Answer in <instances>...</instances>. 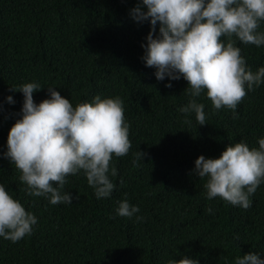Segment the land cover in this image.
Listing matches in <instances>:
<instances>
[{"label":"trees","instance_id":"16d2710c","mask_svg":"<svg viewBox=\"0 0 264 264\" xmlns=\"http://www.w3.org/2000/svg\"><path fill=\"white\" fill-rule=\"evenodd\" d=\"M138 3L0 0V184L37 217L22 240L0 237V264H167L184 255L199 264H235L250 251L264 257V182L243 209L207 199L206 178L194 173L200 155L218 158L241 141L259 147L264 84L247 91L235 112L214 109L205 90L196 99L205 105L206 124L199 126L194 113L185 123L179 109L191 99L188 82L159 81L142 60L151 26L131 17ZM258 31L264 32V22ZM236 46L253 72L264 67V45L237 39ZM32 82L43 86L33 93L36 103L49 97L47 87L73 106L96 95L123 100L131 148L123 157L113 154L110 166L118 174L110 176L115 188L109 197L98 199L83 171L67 177L63 191L73 194L71 204L28 194L4 153L24 103V94L11 88ZM139 151L145 155L134 165ZM125 199L139 207L131 218L117 214Z\"/></svg>","mask_w":264,"mask_h":264},{"label":"clouds","instance_id":"9594fccd","mask_svg":"<svg viewBox=\"0 0 264 264\" xmlns=\"http://www.w3.org/2000/svg\"><path fill=\"white\" fill-rule=\"evenodd\" d=\"M130 15L137 23H150L142 60L156 69L157 80L188 82L184 91L191 99L179 109L185 123L191 124L188 116L194 113L199 126L206 124L205 105L196 99L205 90L214 109L235 112L247 91L264 84V67L253 72L236 46L237 39L264 45V32L258 31L264 22V0H142ZM42 88L35 82L19 89L12 86V91L24 94V103L21 118L9 131L4 155L20 171L28 194L46 197L52 205L72 203L73 194L63 190L67 177L81 171L98 199L109 197L115 188L110 176L118 174L110 166L113 154L123 157L131 148L123 100L96 95L92 102L73 106L56 88L47 87L49 97L36 103L33 93ZM7 100L15 102L11 95ZM258 144L250 148L243 141L230 143L218 158L196 159L194 173L206 178L207 199L220 197L243 209L252 206L250 197L264 182V138ZM144 155L139 151L133 164ZM138 212L139 207L127 199L119 202V216L131 218ZM36 223L37 217L0 184V237L16 243L31 235ZM167 264H199V260L184 255ZM235 264H264V257L250 251L237 257Z\"/></svg>","mask_w":264,"mask_h":264}]
</instances>
